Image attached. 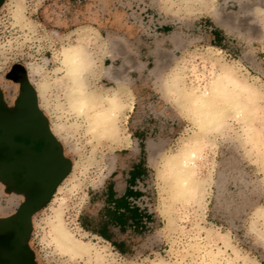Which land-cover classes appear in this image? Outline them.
<instances>
[{"label":"rangeland","instance_id":"rangeland-1","mask_svg":"<svg viewBox=\"0 0 264 264\" xmlns=\"http://www.w3.org/2000/svg\"><path fill=\"white\" fill-rule=\"evenodd\" d=\"M79 40L90 89L127 103L117 142L71 107L63 57ZM17 65L71 160L31 216L37 264H264V0H4L0 90L10 108ZM135 165L129 201L142 224L119 235L120 251L81 219L98 218L108 184L121 194ZM26 197L0 181V218ZM59 214L85 248L58 249Z\"/></svg>","mask_w":264,"mask_h":264},{"label":"water","instance_id":"water-1","mask_svg":"<svg viewBox=\"0 0 264 264\" xmlns=\"http://www.w3.org/2000/svg\"><path fill=\"white\" fill-rule=\"evenodd\" d=\"M9 77L21 90L12 108H4L0 96V181L27 197L16 213L0 218V264H37L27 242L31 216L49 201L71 160L40 110L25 69L17 65Z\"/></svg>","mask_w":264,"mask_h":264},{"label":"bare ground","instance_id":"bare-ground-1","mask_svg":"<svg viewBox=\"0 0 264 264\" xmlns=\"http://www.w3.org/2000/svg\"><path fill=\"white\" fill-rule=\"evenodd\" d=\"M86 44L81 40L77 45L64 50L63 62L70 76L69 94L71 107L79 114H83L88 130L95 136L104 137L112 142H117L120 137L119 118L125 108V101L117 90L110 94H98L90 89L87 74L92 67V59L84 48ZM114 76V75H113ZM231 81H235L231 74H226ZM241 91V90H239ZM242 92V91H241ZM239 93V92H236ZM235 93L230 95L234 98ZM127 107V106H126ZM56 133L62 132V128L55 126ZM196 154H192L195 156ZM195 167V166H194ZM197 169H193L187 177L188 188L197 184ZM52 240L59 250L71 253L85 248L75 239L67 229L63 217L59 214L57 221L52 225ZM84 255V254H83Z\"/></svg>","mask_w":264,"mask_h":264},{"label":"trees","instance_id":"trees-1","mask_svg":"<svg viewBox=\"0 0 264 264\" xmlns=\"http://www.w3.org/2000/svg\"><path fill=\"white\" fill-rule=\"evenodd\" d=\"M128 175L127 185L121 194L115 190L113 182L108 184L105 191L106 205L101 209L98 218L87 221L84 217L81 219L84 228L100 235L120 251L124 249V240L119 239V235L127 228H137L142 224L140 208L129 201L130 195L138 193L131 185L141 175L140 166H132Z\"/></svg>","mask_w":264,"mask_h":264},{"label":"flooded vegetation","instance_id":"flooded-vegetation-1","mask_svg":"<svg viewBox=\"0 0 264 264\" xmlns=\"http://www.w3.org/2000/svg\"><path fill=\"white\" fill-rule=\"evenodd\" d=\"M0 96H1V103H3L4 108H7L8 106L6 104H4L3 94L1 92V90H0Z\"/></svg>","mask_w":264,"mask_h":264}]
</instances>
